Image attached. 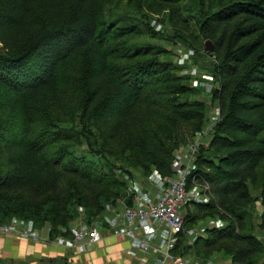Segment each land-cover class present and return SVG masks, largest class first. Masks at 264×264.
I'll return each instance as SVG.
<instances>
[{"label":"trees","instance_id":"trees-1","mask_svg":"<svg viewBox=\"0 0 264 264\" xmlns=\"http://www.w3.org/2000/svg\"><path fill=\"white\" fill-rule=\"evenodd\" d=\"M193 1L129 0L122 9L105 0H0V226L69 238L79 208L90 223L120 197L130 205L111 160L171 176L205 106L187 99L192 92L163 51L145 43L156 34L135 17L165 7L188 30L186 8L196 6L199 33L220 60V120L196 173L214 199L190 206L184 221L187 231L201 221L223 225L192 246L181 235L172 255L222 252L227 264H264V0ZM76 120L81 131L59 127ZM92 137L105 145L99 170L69 150Z\"/></svg>","mask_w":264,"mask_h":264},{"label":"rangeland","instance_id":"rangeland-1","mask_svg":"<svg viewBox=\"0 0 264 264\" xmlns=\"http://www.w3.org/2000/svg\"><path fill=\"white\" fill-rule=\"evenodd\" d=\"M105 1L111 2L115 5H122V9L123 5L129 2V0ZM149 1L151 0H143V2L145 3H148ZM196 2L197 0H194L192 3L195 4ZM159 6L161 8L163 4H159ZM135 8H137V6H135ZM157 10L159 11V9ZM185 13L186 21L189 27L188 30L183 28L181 25L177 24L175 21L172 22L170 20V12L165 7L162 11H160V13L154 12L149 9L146 10L145 8H143L142 13H140L141 15L135 17V20L139 22L141 28L148 29L152 33L156 34V39H147L145 40V43L154 45L157 49H161L163 51L164 54L163 56H161V59L171 62V64L174 66L175 74L177 75V77L182 79L183 83L192 92L191 96H189L187 99L191 101H197L205 106L204 122L200 130V132L202 131L203 133L205 131V133L202 137L199 138V141L196 143L197 149L192 156L186 144L178 147L177 151L174 153L172 167L175 170L172 171V176L177 173L180 166L179 160L182 156L187 157V162L191 160V162H193V166L194 164H196V161L198 164L200 153L202 149L208 148L210 137L214 133L217 121L220 119L219 103L215 99L216 93L220 90V80L218 77V72L220 70V60L215 51L212 53L204 52V42L207 39H205L199 33L200 23L204 21V17H201V15L199 14V9L196 8V6H193L192 8L187 7ZM50 119V117H47L46 121L49 122ZM79 123L80 121L76 120L74 125H59V127L70 131H81L83 124ZM99 129L98 131H96L95 129L93 130L95 134L103 133L102 128ZM194 137H196V135L187 139V142L192 141ZM101 140L102 138L100 139V137H95V140H93V137L88 140L81 138L79 145L69 149L71 150L70 153L72 157H75L78 160H83L89 165L91 164L92 166H95L99 170L102 167L98 163H100L102 154L101 152L105 147V145H103V142L101 143ZM93 141H97L101 145V148L100 146L99 148L97 146L90 148V143ZM198 143L200 145L199 147ZM111 161L112 164L116 167L115 172L117 173V175L124 181L128 179L130 184L136 181L137 188L140 185H146L148 181H158V178H155L157 174L156 172L150 173L147 176H143L140 172L136 170L133 171L129 167L117 164V162H115L114 160ZM120 161L124 163L123 160ZM164 185L165 184L163 182L159 183L153 191L156 192L159 188L162 189ZM148 191L149 189H144V192L147 193V195L149 193ZM252 196L254 197V193H252ZM145 197L153 198L154 194L150 193V196ZM126 199L127 198L120 197L116 200L115 204L107 205L106 208L108 206L117 208L121 205V202H127ZM251 207L250 214L252 215V217H255L254 210H261V206L259 203H257L256 209H254L253 205ZM182 211L184 214V218H186L187 212H193L194 208L192 209L189 206H185ZM108 216V214L103 213L101 215H95V218H98V222L100 225H103L104 227H109L104 223L106 222V218ZM206 222H208V220ZM202 225L203 221L198 222L197 225L195 224L193 228L189 230V232L193 233L196 229H198V227H202ZM197 239L193 243L191 242L192 244L189 243L188 245L192 246L197 241ZM262 241L264 242V239H262ZM262 255L264 257V251ZM174 257L176 258V260L183 259L182 261H187L185 264H227L230 260L229 256L222 252H215L209 258L206 259L197 257L193 251H189L186 256Z\"/></svg>","mask_w":264,"mask_h":264},{"label":"built area","instance_id":"built-area-1","mask_svg":"<svg viewBox=\"0 0 264 264\" xmlns=\"http://www.w3.org/2000/svg\"><path fill=\"white\" fill-rule=\"evenodd\" d=\"M199 132V135L195 134L196 137L186 144L191 156L196 152V143L199 141V138L205 133V131L203 133L201 131V134ZM212 136L209 141H211ZM179 162V169L173 176L161 177L156 174L155 178H158V181H148L146 185H140L138 188L136 181L130 184L129 180L126 179L127 191L133 196L131 204L121 202L119 207L108 206L104 211L105 214L109 215L104 223L109 226V229L113 230L115 235L129 239L133 245L139 247L143 252L152 251L160 255L156 264H165L166 262L185 264L187 261L184 262L182 261L183 259L176 260L172 255V250L176 246L180 236L184 235L186 238L185 242L192 244L199 236H203L207 230H214L223 225L222 221L217 219L203 222L202 227H198L193 233L185 229L183 208L197 204L208 205L213 201L214 197L211 192V186L207 182H199L198 175L196 174L197 161L193 166L191 160L187 162V157L182 156ZM173 170L175 169L172 167ZM161 182L165 184L163 188L161 187L162 189L159 188L154 192L155 187ZM146 188L149 189L148 195L144 192ZM150 193L154 194L153 198L145 197L150 196ZM78 213L79 217L71 227V236L69 238L61 236L50 238L49 227L36 231L24 223L17 222L1 225L0 236L12 235L37 243L52 242L85 253L92 250L100 240L97 230L100 224L98 218L92 220L90 223H86L83 217V209L79 208ZM149 224H154L157 234L161 238H164L162 242H158L154 246H151L149 243V239L154 233L153 230H143L145 225ZM141 231L143 233L139 235Z\"/></svg>","mask_w":264,"mask_h":264},{"label":"crops","instance_id":"crops-1","mask_svg":"<svg viewBox=\"0 0 264 264\" xmlns=\"http://www.w3.org/2000/svg\"><path fill=\"white\" fill-rule=\"evenodd\" d=\"M97 230L100 240L85 253L52 242L37 243L12 235L0 236V264H156L160 258L152 251H141L129 239L115 235L109 227L99 225ZM143 230L155 233L149 239L151 246L164 240L157 234L154 224L145 225Z\"/></svg>","mask_w":264,"mask_h":264},{"label":"water","instance_id":"water-1","mask_svg":"<svg viewBox=\"0 0 264 264\" xmlns=\"http://www.w3.org/2000/svg\"><path fill=\"white\" fill-rule=\"evenodd\" d=\"M204 46H205V49H204L205 53H212L215 51L214 45L210 40H205Z\"/></svg>","mask_w":264,"mask_h":264},{"label":"snow or ice","instance_id":"snow-or-ice-1","mask_svg":"<svg viewBox=\"0 0 264 264\" xmlns=\"http://www.w3.org/2000/svg\"><path fill=\"white\" fill-rule=\"evenodd\" d=\"M0 71H3V69H2V68H0Z\"/></svg>","mask_w":264,"mask_h":264},{"label":"bare ground","instance_id":"bare-ground-1","mask_svg":"<svg viewBox=\"0 0 264 264\" xmlns=\"http://www.w3.org/2000/svg\"><path fill=\"white\" fill-rule=\"evenodd\" d=\"M60 233V232H59Z\"/></svg>","mask_w":264,"mask_h":264}]
</instances>
